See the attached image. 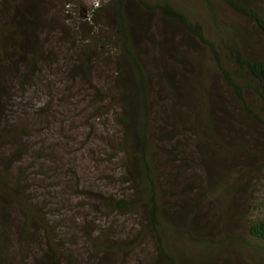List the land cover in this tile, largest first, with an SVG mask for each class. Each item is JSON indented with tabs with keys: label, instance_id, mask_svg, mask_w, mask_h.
Here are the masks:
<instances>
[{
	"label": "trees",
	"instance_id": "trees-1",
	"mask_svg": "<svg viewBox=\"0 0 264 264\" xmlns=\"http://www.w3.org/2000/svg\"><path fill=\"white\" fill-rule=\"evenodd\" d=\"M62 1L0 0V263L26 264L11 249L17 240L29 243L25 256L39 249L33 264H83L85 258L91 264H216L215 251L220 257L228 246L243 252L234 260L236 264H264V217L249 220L245 239L225 218L223 235L217 237L214 221L206 226L194 223L200 202L214 199V186L200 199L185 197L184 181L175 170L183 158L173 141L188 135L189 129L196 142L205 137L214 140L215 123H220L214 119V89H206L188 125L183 106H189L183 104L184 93L173 80L169 59L182 35L178 33H185L206 52L245 114L264 126V57L247 50L242 34L225 29L210 0H202L205 20L188 4L197 0H99L84 17L89 21L85 25L80 17L59 21L54 16L53 8ZM260 1L220 0L246 23L250 34L264 37ZM156 17L160 22H154ZM72 25L74 33L68 30ZM106 54L113 57L110 72L99 65ZM43 83L49 88L60 85V99H76L82 111L66 112L60 101L59 106L52 102L55 94ZM109 119L116 127L108 131L106 145L121 156L118 185L122 190L117 195L115 190L91 189L93 200L101 205L102 216L133 215L139 230L126 234L113 229L105 232V227L85 229L90 250L82 256L73 253L64 239L65 206L49 211L50 202H40L32 190L39 177L35 171L29 176L27 170L28 165L39 163L41 169L47 163L45 146L37 147L40 139L67 132L77 145L75 133L81 128L77 121L100 126ZM69 169L73 175L79 173L77 165ZM208 173L214 176V169L208 167ZM62 191L71 194L69 187L62 186ZM58 229L65 230V235L60 236ZM179 240L190 248L180 252Z\"/></svg>",
	"mask_w": 264,
	"mask_h": 264
},
{
	"label": "rangeland",
	"instance_id": "rangeland-1",
	"mask_svg": "<svg viewBox=\"0 0 264 264\" xmlns=\"http://www.w3.org/2000/svg\"><path fill=\"white\" fill-rule=\"evenodd\" d=\"M98 1L72 0L69 4L68 0H63L58 7L53 8V13L60 19L59 21L69 19V16H72L76 21L74 17H80L84 19L82 23L84 22L85 25L89 21L84 17L88 15L89 10L92 11L97 7ZM198 1L194 4L188 1V4L196 16L205 20L207 16L204 1ZM210 2L214 6L216 15L226 24L225 29L242 34L247 50L264 57V37L256 33L250 34L246 23L222 5L220 0H210ZM260 5L264 6V0L260 1ZM68 8H70L69 12ZM154 22L160 21L156 17ZM75 26L78 27L76 22ZM73 27L72 25V29L68 30L74 33L76 28ZM107 34L108 36L113 35L112 32H107ZM178 34L182 35L178 37V46L169 59L174 66L173 76L175 78L173 80L177 82L178 91L184 93L183 104L189 106L188 108L183 106L188 125H191L192 116L196 112L193 111L194 105L200 101L201 93L207 91L206 89H214V119L220 124L215 123L214 140L205 137L196 142L193 139L195 137L191 135L194 133L193 130L189 129L188 135L178 136L179 138L173 141L177 154L183 158L182 162L175 164V170L179 176H182L180 179L184 181L185 197L200 199L203 194L206 195L211 185L214 186V199L201 201L198 205L199 215L194 220L196 225L206 226L209 222L214 221V234L217 237L224 230L223 221L225 218L230 223L231 229L238 231L237 236L245 239V229L249 220L254 217H264V126L245 114L226 88L217 69L210 64L206 52L185 33ZM104 56H108L109 59L104 58L99 63L100 68L110 72L109 68L113 66L110 59L113 57L109 54ZM92 79L95 83L96 77L94 76ZM54 83L57 84L58 80L55 79ZM45 89L49 93L55 94L52 102L59 106L60 101V105L62 104L68 110L66 112L73 110L72 113L77 114L81 110L82 107L76 104V99L69 97L66 98V102L64 99H60L61 93L58 91L61 89L60 85H55L54 88H49L46 85ZM81 98L82 96H79V100ZM84 99L88 102L86 98ZM249 99L251 103L255 102L251 96ZM262 112L264 120V110ZM59 118L60 113H58L57 119ZM77 122L81 128L76 131L75 135L79 138L80 143L76 145L72 140L73 135L67 134V132H63V135L55 133L53 137L40 139V144L37 147L40 148L41 143L45 146L43 153L45 152L47 155L44 157V161L47 163L41 169L37 168L40 166L39 163L31 165V167L28 165L27 173L30 176L35 171L36 177H39L36 178V185L32 190L33 192L37 191L40 202L45 200L50 202V205L47 206L49 211L55 212L57 209H64L65 206L62 221L66 225L64 239L73 253L77 252L83 256L86 250H90L83 234L85 229L100 230L105 227V232H111L113 229L114 232L125 231L127 234L136 233L139 228L133 215L113 213L109 217L102 216L101 205L93 200L92 190L96 188L95 192H98V188H102L106 192L115 190L117 195L122 190L118 185L121 173V156L117 154L116 149L111 146L108 148L106 145L108 131L115 130L116 127L113 119H109L106 125L100 126L97 123L84 125L83 120ZM81 146H83V150L77 151V148ZM205 158H212V161L205 163L203 161ZM61 163L65 167L60 168ZM76 165L79 173L73 175L69 168H76ZM180 167L181 172H179ZM208 167L214 169V176L209 175ZM38 181L44 188H40ZM84 183H87V187L91 188L85 187ZM80 185H83L81 188L85 187L83 195ZM62 186L69 187L71 194L63 193ZM248 207H251L252 210ZM38 208L42 211L46 209ZM51 215L54 216L53 213ZM17 232L13 231L15 235H18ZM58 233L60 236H64L65 230L58 229ZM42 235L54 238L51 233ZM39 241L38 237L34 240L37 247ZM14 242L11 249L17 258L22 257V259H26L24 261L26 264H33L34 256L38 257L40 254L39 249L35 248L32 255L28 257L24 255V252L27 251L29 243L26 244L25 241L20 243L17 240ZM176 245L180 252L190 248L180 240L176 242ZM45 246L46 243L41 248H45ZM242 253V251L228 246L221 251L220 257L219 253L215 251L214 262L220 264L219 259H221V264H236L234 260ZM243 256L246 257L245 254ZM85 259L83 264H91L87 258ZM225 259L230 261L224 262Z\"/></svg>",
	"mask_w": 264,
	"mask_h": 264
}]
</instances>
